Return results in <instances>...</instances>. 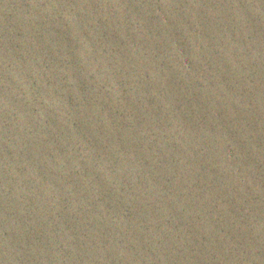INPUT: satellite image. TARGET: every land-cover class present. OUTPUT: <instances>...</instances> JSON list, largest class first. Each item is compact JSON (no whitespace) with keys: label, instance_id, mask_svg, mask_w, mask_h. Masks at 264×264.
Here are the masks:
<instances>
[{"label":"water","instance_id":"95a60500","mask_svg":"<svg viewBox=\"0 0 264 264\" xmlns=\"http://www.w3.org/2000/svg\"><path fill=\"white\" fill-rule=\"evenodd\" d=\"M0 264H264V0H0Z\"/></svg>","mask_w":264,"mask_h":264}]
</instances>
